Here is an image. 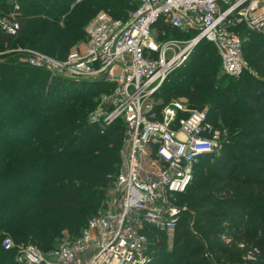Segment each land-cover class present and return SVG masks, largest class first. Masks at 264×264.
Returning a JSON list of instances; mask_svg holds the SVG:
<instances>
[{"label":"trees","instance_id":"trees-1","mask_svg":"<svg viewBox=\"0 0 264 264\" xmlns=\"http://www.w3.org/2000/svg\"><path fill=\"white\" fill-rule=\"evenodd\" d=\"M20 3L19 32H0V48L20 43L59 59L100 10L127 20L139 6V0ZM10 8L0 0V10ZM236 30L251 70L223 73L216 46L203 40L157 94L159 107L178 97L194 109L207 107L210 121L230 131L221 150L195 167L172 249L164 232H155L160 238L153 232L149 252L157 260L149 264H264V32ZM106 89L53 77L11 55L0 61V264H21L15 250L2 246L6 233L53 249L64 229L81 233L99 208L124 144L122 122L102 131L88 120Z\"/></svg>","mask_w":264,"mask_h":264},{"label":"built area","instance_id":"built-area-1","mask_svg":"<svg viewBox=\"0 0 264 264\" xmlns=\"http://www.w3.org/2000/svg\"><path fill=\"white\" fill-rule=\"evenodd\" d=\"M8 1L11 8L0 10V32L16 36L21 3ZM240 25L264 32V0H139L127 20L100 10L86 44L66 59L20 43L0 52L53 77L103 83L108 91L88 120L103 131L122 122L126 147L122 170L109 177L110 210L90 218L80 236L48 253L7 236L4 249L16 248L21 264H146L151 236L176 229L196 165L218 153L228 137L207 108H191L183 97L159 107L157 94L203 40L216 46L225 74L251 70ZM168 28L183 37H169Z\"/></svg>","mask_w":264,"mask_h":264},{"label":"rangeland","instance_id":"rangeland-1","mask_svg":"<svg viewBox=\"0 0 264 264\" xmlns=\"http://www.w3.org/2000/svg\"><path fill=\"white\" fill-rule=\"evenodd\" d=\"M93 19V18H92ZM92 19H90L89 21H88V23L86 24V26H85V29H84V33H85V35H84V37H83V39H80V40H78V41H76V43L73 45V46H71V47H69V53L71 52V51H74L75 49H81L85 44H86V42H87V40H88V30H87V28H88V25L90 24V22H91V20ZM258 33H260V32H258ZM174 35V34H173ZM16 45V43H14V42H10V43H8V44H6L2 49L0 48V52H4L7 48H10V47H14ZM43 52V51H42ZM4 56L5 55H2L0 58H2V59H0V60H3V58H4ZM223 71V70H222ZM224 73V72H223ZM73 81H89V80H73ZM108 91V88L106 89V90H102V92H100L99 94H98V96H97V98L95 99V101H96V106L95 107H97V105H98V102L100 101V97L102 96V93H104V92H107ZM192 108V107H191ZM207 108V107H206ZM213 123V122H212ZM217 125H223L222 124V120H221V118H219L218 119V123H216ZM213 125H215L214 123H213ZM216 126V125H215ZM124 128V127H123ZM218 128H223V127H218ZM226 129H228V127L226 128ZM229 131H230V129H228ZM103 131V130H102ZM230 139V138H229ZM125 144H123L122 146V149H121V165H120V169H119V172L122 170V167H123V162L125 161V156H126V147L124 146ZM119 172H117L116 174H118ZM115 174V175H116ZM110 191H111V188H110V181H109V186H107L106 187V189H105V196H104V198L102 199V201H101V204H100V206H99V208L94 212V214L92 215V216H90L91 218L95 215V214H97L99 211H109L110 210V206H109V203H110V199H111V195H112V192L110 193ZM110 196V197H109ZM181 203L183 204V198H182V200H181ZM82 229V228H81ZM84 229V228H83ZM82 229V230H83ZM175 230L176 229H171V230H167V231H162V232H164L165 234H166V238H167V241H168V248L169 249H172V247H173V243H174V235H175ZM79 233H80V231H79ZM79 233H75V232H72V231H69L68 229H64L61 233H60V235L58 236V238L56 239V244H55V246L56 245H58L59 243H61L62 241H64V240H67V241H70V240H73L74 238H77L78 236H80L81 235V233H82V231H81V233L79 234ZM156 235L155 236H157V237H159L160 238V234H158V233H155ZM154 235V234H153ZM7 236H10V234L9 233H6L5 234V237H7ZM4 237V238H5ZM152 237H154V236H152ZM14 240V239H13ZM14 242H15V244L17 245V244H20V243H18V242H16L15 240H14ZM153 242V241H152ZM3 243V242H2ZM26 244H28V245H32V246H34L35 248H37L38 250H40L42 253H48V252H50L52 249L51 248H47V249H43V248H40V247H38L37 246V244L36 243H31L30 241L29 242H27ZM51 249V250H50ZM13 250H15L16 251V254H17V250H16V248L15 249H13ZM153 260H157V259H155L154 258V253H148V262L146 263V264H149V262H152ZM160 262V260H158V263Z\"/></svg>","mask_w":264,"mask_h":264}]
</instances>
